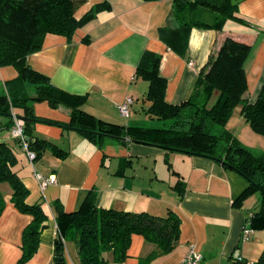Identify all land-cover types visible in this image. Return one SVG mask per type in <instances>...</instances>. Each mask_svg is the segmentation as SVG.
I'll return each mask as SVG.
<instances>
[{
    "label": "crops",
    "instance_id": "1",
    "mask_svg": "<svg viewBox=\"0 0 264 264\" xmlns=\"http://www.w3.org/2000/svg\"><path fill=\"white\" fill-rule=\"evenodd\" d=\"M88 14L70 39L47 33L27 62L55 87L84 98L82 108L106 121L144 127L151 121L144 112L147 81L135 74L144 52L160 56L158 69L166 81L164 98L168 103H179L191 95L200 69L226 36L251 45L243 63L250 102L264 84V0L237 3V18L227 19L221 30L191 25L185 47L173 0H86L75 16ZM215 17L214 12L196 6L187 12L185 20L212 24ZM16 76L14 67L0 66V88ZM126 97L133 102L128 116H122L117 106ZM32 111L34 116L67 123L71 107L51 106L44 100L36 101ZM30 124L32 133L66 149L67 154L60 158L46 149L31 165L9 131L0 133L13 146L14 168L29 191L26 201L40 202L48 215L38 247L24 264H55V204L72 211L90 198L102 208L156 215L173 210L180 217L177 245L148 264H184L190 244L202 254V264H234L238 255L256 262L264 251V228H254L247 238L242 237L246 220L258 210L260 192L254 190L235 201L247 181L220 162L108 136L91 139L44 121ZM225 128L244 145L264 151V135L244 120L240 105L234 108ZM34 171L55 180L41 188ZM0 190L6 201L0 214V264H14L20 255L22 230L31 216L10 202L7 183H1ZM152 249L142 235L134 234L123 261H114L111 251L103 256L107 264H139ZM64 259L66 264H79L77 244L68 235Z\"/></svg>",
    "mask_w": 264,
    "mask_h": 264
},
{
    "label": "trees",
    "instance_id": "2",
    "mask_svg": "<svg viewBox=\"0 0 264 264\" xmlns=\"http://www.w3.org/2000/svg\"><path fill=\"white\" fill-rule=\"evenodd\" d=\"M85 1L0 0V66H12L17 71L16 78L6 81L0 88V133L10 131L13 110L16 116L31 118V122L65 126L91 139L100 140L108 136L210 158L238 172L247 181L246 189L235 201L242 200L254 190L261 193L258 210L246 221L253 230L264 228V151L244 145L225 128L234 108L240 105L244 120L255 132L264 135V84L255 101L250 102L247 96L243 63L251 45L226 36L200 69L191 95L179 103H168L164 98L166 81L159 74L160 56L144 52L135 67L136 76H141L148 84L144 96L148 104L144 112L150 120L161 123L144 127L106 121L82 108L84 98L55 87L47 76L32 69L27 62L28 56L40 49L47 33L63 35L67 39L73 36L92 13L79 18L75 16ZM196 6L214 12V22L206 24L185 20L187 12ZM235 7L231 0H173V10L185 37L184 47L191 25L221 30L227 19L237 18ZM44 100L51 106L71 107L69 121L61 123L34 116L33 104ZM31 122L24 121L23 132L28 148L35 152V160L46 149L57 157H65L66 149L32 133ZM12 139L23 148L18 138ZM15 165L13 146L0 137V184L9 185L10 202L31 216L22 230L20 255L14 263L24 264L38 247L48 215L40 202L26 201L29 191ZM5 204L0 190V214ZM55 209L58 228L54 245L55 264H66L64 239L67 235L77 244L79 264H107L103 256L106 251L112 252L114 261H123L128 256L134 234L142 235L153 245L151 252L139 259V264H148L170 252L180 237V217L173 210H168L165 215H156L146 211L102 208L96 206L94 198L84 200L72 211H65L58 204H55ZM254 264H264V251Z\"/></svg>",
    "mask_w": 264,
    "mask_h": 264
},
{
    "label": "built area",
    "instance_id": "3",
    "mask_svg": "<svg viewBox=\"0 0 264 264\" xmlns=\"http://www.w3.org/2000/svg\"><path fill=\"white\" fill-rule=\"evenodd\" d=\"M190 63L191 62H189V64ZM132 102L133 99L131 97H126L122 102L118 104L117 108L122 116H128ZM11 115L13 119V125L9 131V135L11 136V138H18L22 142L29 162L31 165H33L35 162V152L28 148L27 141H25L26 138L23 132L24 120L16 116L13 110H11ZM34 176L41 188H43L48 183L54 182L55 180L54 176H44L43 174L35 171ZM251 231L252 229L247 226L246 222L245 227H243L242 229V237L247 238L250 235ZM202 259V254L195 248L193 244H190L187 253L183 257V263L202 264ZM234 264H254V262L245 260L241 255H238L234 260Z\"/></svg>",
    "mask_w": 264,
    "mask_h": 264
},
{
    "label": "water",
    "instance_id": "4",
    "mask_svg": "<svg viewBox=\"0 0 264 264\" xmlns=\"http://www.w3.org/2000/svg\"><path fill=\"white\" fill-rule=\"evenodd\" d=\"M242 0H231L232 5H236L237 3H239ZM21 119H23L25 122H31L32 119L25 117V116H20Z\"/></svg>",
    "mask_w": 264,
    "mask_h": 264
},
{
    "label": "rangeland",
    "instance_id": "5",
    "mask_svg": "<svg viewBox=\"0 0 264 264\" xmlns=\"http://www.w3.org/2000/svg\"><path fill=\"white\" fill-rule=\"evenodd\" d=\"M203 21H207V20H205V19H202ZM158 121L157 120H151L149 123H145L146 125H148V126H156V125H158V123H157ZM161 123V121L159 122V124ZM259 195L261 196V194L259 193ZM260 196H259V198H260Z\"/></svg>",
    "mask_w": 264,
    "mask_h": 264
}]
</instances>
